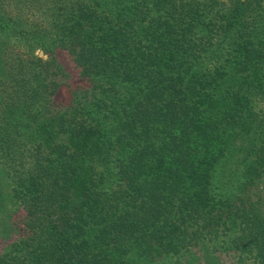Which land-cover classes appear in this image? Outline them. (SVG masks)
Here are the masks:
<instances>
[{
  "label": "trees",
  "instance_id": "1",
  "mask_svg": "<svg viewBox=\"0 0 264 264\" xmlns=\"http://www.w3.org/2000/svg\"><path fill=\"white\" fill-rule=\"evenodd\" d=\"M0 239L264 264V0H0Z\"/></svg>",
  "mask_w": 264,
  "mask_h": 264
},
{
  "label": "rangeland",
  "instance_id": "2",
  "mask_svg": "<svg viewBox=\"0 0 264 264\" xmlns=\"http://www.w3.org/2000/svg\"><path fill=\"white\" fill-rule=\"evenodd\" d=\"M35 54H37V55L40 56V57H44L43 54H42L41 52H39V51L35 52ZM62 61H64L63 58H62ZM2 241H3V240L0 239V248H1L2 244H3ZM224 259H227V258H224Z\"/></svg>",
  "mask_w": 264,
  "mask_h": 264
}]
</instances>
